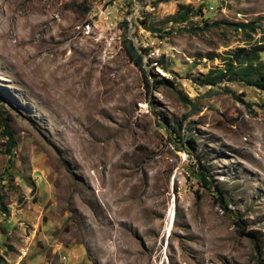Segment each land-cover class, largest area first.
Wrapping results in <instances>:
<instances>
[{"label":"rangeland","instance_id":"1","mask_svg":"<svg viewBox=\"0 0 264 264\" xmlns=\"http://www.w3.org/2000/svg\"><path fill=\"white\" fill-rule=\"evenodd\" d=\"M160 1L0 0V264H264V0Z\"/></svg>","mask_w":264,"mask_h":264},{"label":"trees","instance_id":"2","mask_svg":"<svg viewBox=\"0 0 264 264\" xmlns=\"http://www.w3.org/2000/svg\"><path fill=\"white\" fill-rule=\"evenodd\" d=\"M115 2L116 0H111ZM160 1V0H159ZM161 2V1H160ZM182 12L179 13L175 19L178 21L186 20L189 14L193 11L190 7H180ZM127 26V22H125ZM236 28H241L245 37H248L251 41V37L248 35V31L255 32L256 23L249 22L246 24L237 25ZM248 45V44H247ZM127 54L135 60L136 63L142 62V57L137 53V50L132 45L131 42L127 44ZM264 52V45H261L257 42L251 44L248 48H238L234 52L226 55L227 57L223 60V68L215 69L214 71H209L205 76V82L210 85H215L216 83L221 82L223 79L227 81L229 79L239 83L243 86L253 87L257 90L264 92V64L259 57V54ZM145 81L148 83L147 77ZM160 86H170L173 87L172 83L163 80L158 82ZM177 95L180 96V100L188 105H191L192 109H197L198 105L194 104L192 101L187 99L186 96L182 95V92L177 91ZM246 108L250 107L248 104L243 103ZM249 110V109H248ZM253 112V111H251ZM5 135L8 137L7 147L5 149L6 155H11V150L15 146V141L13 140V133L8 128L4 130ZM198 171H193V173L198 177V182L201 187H203L208 192H215L217 194V199L221 206L226 209L227 201L225 199V194L222 189L214 184L212 178L210 177L207 169L202 166L198 161ZM214 190V191H212ZM248 237L253 241V244L257 246V239L250 232Z\"/></svg>","mask_w":264,"mask_h":264}]
</instances>
